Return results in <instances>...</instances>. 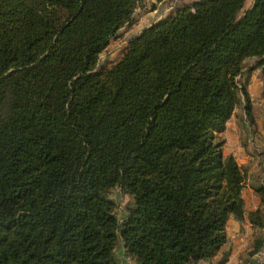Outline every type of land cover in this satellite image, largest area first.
Listing matches in <instances>:
<instances>
[{
    "label": "trees",
    "instance_id": "obj_1",
    "mask_svg": "<svg viewBox=\"0 0 264 264\" xmlns=\"http://www.w3.org/2000/svg\"><path fill=\"white\" fill-rule=\"evenodd\" d=\"M143 1L0 0V264L228 261L247 174L222 134L259 68L264 98V0L177 3L102 61Z\"/></svg>",
    "mask_w": 264,
    "mask_h": 264
},
{
    "label": "crops",
    "instance_id": "obj_2",
    "mask_svg": "<svg viewBox=\"0 0 264 264\" xmlns=\"http://www.w3.org/2000/svg\"><path fill=\"white\" fill-rule=\"evenodd\" d=\"M191 1L193 0L187 2L173 0L170 10L177 3H188ZM261 86L263 89L262 82ZM248 90L253 102L254 121L247 117L243 105H240L234 110L227 122L226 130L222 134L225 139V154L234 155L247 174L242 193L245 200V216L243 220H238L233 216L228 220V242L222 252L230 251L231 254L225 264H264V258L260 254L262 249L251 258L248 256L256 236L261 231H264L254 227L249 219V214L259 208L264 209V98L263 104H259L258 100L254 98L256 96L255 93L251 91V84H249ZM258 139L261 142H256ZM222 252L214 258L213 263L220 259ZM199 264L209 263L202 262Z\"/></svg>",
    "mask_w": 264,
    "mask_h": 264
},
{
    "label": "rangeland",
    "instance_id": "obj_3",
    "mask_svg": "<svg viewBox=\"0 0 264 264\" xmlns=\"http://www.w3.org/2000/svg\"><path fill=\"white\" fill-rule=\"evenodd\" d=\"M152 1L153 0H145L141 3L140 7L137 10V15H136L138 23L132 27H129V25H126L122 29V33L111 41V44L108 50L102 54L101 56L102 61H106L107 59L118 60L119 58H121L127 46L128 39L132 37L134 34L139 33L145 26L149 25L152 21L166 15L168 11L170 10L171 4H173L172 0L166 1V2L160 3L156 10H151ZM181 1L187 2L190 0H181ZM251 2L252 0H247L246 6H249ZM253 61H254V58L246 60L247 68L253 63ZM246 75H244L241 78L242 81H246V78H247ZM261 82H262V76H261V69L259 68L253 72L250 78V84H251V89H252L251 91L252 93H255L256 96H254V98L255 100L256 99L258 100L259 104L261 103L263 104ZM256 142H261V140L258 139V141ZM112 198L116 199V201L119 203L120 216H123L124 212L122 209L129 202L130 200L129 196L122 194V192L118 188H116L112 192ZM118 254H119V257L124 262V264H135L132 260H130L124 254L123 248L121 246H119Z\"/></svg>",
    "mask_w": 264,
    "mask_h": 264
},
{
    "label": "built area",
    "instance_id": "obj_4",
    "mask_svg": "<svg viewBox=\"0 0 264 264\" xmlns=\"http://www.w3.org/2000/svg\"><path fill=\"white\" fill-rule=\"evenodd\" d=\"M261 257L264 258V248L260 251Z\"/></svg>",
    "mask_w": 264,
    "mask_h": 264
}]
</instances>
